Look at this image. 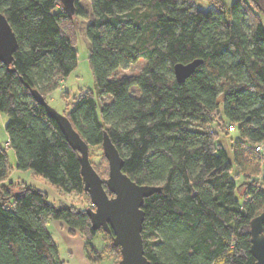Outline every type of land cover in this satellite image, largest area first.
Segmentation results:
<instances>
[{"label":"trees","instance_id":"16d2710c","mask_svg":"<svg viewBox=\"0 0 264 264\" xmlns=\"http://www.w3.org/2000/svg\"><path fill=\"white\" fill-rule=\"evenodd\" d=\"M89 1V64L101 105L88 91L65 116L89 153L107 132L123 172L162 187L143 205L145 256L151 264H255L251 221L264 211V149L257 150L264 146V0L230 7L209 0V10L195 0ZM80 2L69 11L62 0H0L18 41L12 67L0 61V113L18 170L88 195L79 152L31 94L46 100L77 68L74 19L88 18ZM141 60L140 74L116 76ZM196 60L203 64L178 83L174 66ZM230 126L239 138L227 149L219 139L234 132ZM12 169L0 144V264H66L48 228L53 221L79 231L90 262L99 263L91 244L99 231L86 210L55 207L45 192L7 182Z\"/></svg>","mask_w":264,"mask_h":264},{"label":"water","instance_id":"95a60500","mask_svg":"<svg viewBox=\"0 0 264 264\" xmlns=\"http://www.w3.org/2000/svg\"><path fill=\"white\" fill-rule=\"evenodd\" d=\"M71 11L73 0H62ZM18 47L15 32L7 18L0 13V61L7 67L13 65V55ZM203 64L196 60L189 64H176L174 75L183 84ZM35 101L46 107L48 116L55 120L62 134L75 151L79 152L84 189L90 197L93 208L86 210L92 230H102L112 238L115 248H120L118 264H151L145 256L142 237L146 198L162 191L161 186L139 185L123 172L124 160L107 132H104L102 148L109 164V175L105 181L97 173L89 158V146L75 130L70 120L48 105L44 96L32 89ZM251 254L255 264H264V211L251 221ZM94 264V263H93Z\"/></svg>","mask_w":264,"mask_h":264},{"label":"rangeland","instance_id":"374dc122","mask_svg":"<svg viewBox=\"0 0 264 264\" xmlns=\"http://www.w3.org/2000/svg\"><path fill=\"white\" fill-rule=\"evenodd\" d=\"M81 6L88 12V18L75 17V26L77 33V52H78V65L77 68L70 74L69 77L64 79L61 86L55 90L52 94L47 96L46 100L49 106L54 108L58 113L66 115L72 108L76 99L85 92H92L95 96L97 104L101 105V100L98 96V89L94 80V76L89 64L90 43L86 36V29L89 24V16L92 12L91 3L89 0H81ZM198 4L201 9H206L207 4L203 5V2L198 0ZM144 61H139L133 66L127 69H119L116 72L117 77L123 75H138L144 67ZM105 101L109 102V98H105ZM8 118L6 115L0 113V144L6 149L9 164L12 167V172L7 182H13L16 184H26L32 186L38 190L45 192L48 195V202L55 206H74L76 208L87 210L93 208V205L86 194H68L60 191L55 186L50 184L46 179L41 176L35 175L31 171H21L16 168L17 159L14 150L7 147L8 136L6 133V125ZM230 129V128H229ZM229 129L225 128L226 131ZM231 131V130H229ZM228 136L222 134L220 136V143H222L227 149H229L230 141L237 140L239 138L238 131L228 132ZM91 164L97 171V173L105 181L109 175V164L106 163L103 148L91 149L89 153ZM256 170V169H253ZM243 176L237 177V184L243 182ZM58 231H56L58 240L57 245L59 253L66 254L70 257V264H92L88 258L87 248L88 242L82 236L79 231H71L66 224L60 221L52 222ZM55 238V236H54ZM112 239L103 231L99 230L96 237L91 242L93 248L98 254L92 255L100 258L99 263L94 264H118L121 257L116 250L112 251L111 243Z\"/></svg>","mask_w":264,"mask_h":264},{"label":"crops","instance_id":"0c3cea01","mask_svg":"<svg viewBox=\"0 0 264 264\" xmlns=\"http://www.w3.org/2000/svg\"><path fill=\"white\" fill-rule=\"evenodd\" d=\"M200 1L203 2V5L207 4V8L206 9H203V10H209V9H212L213 8V6L209 3V0H200ZM219 1L222 4H224L225 6L230 7V6H232L234 4V2L236 0H219ZM195 2H196V5L201 9V7L198 4V0H195ZM263 24H264V22H263ZM48 228H49L50 232H52V231H55V232L58 231L57 228L55 227V225L53 223H50L49 226H48ZM54 239L57 242L58 239L57 238H54ZM60 257H61V259L63 261L66 262V264H70V257L69 256H67L66 254H63V253L60 252Z\"/></svg>","mask_w":264,"mask_h":264},{"label":"built area","instance_id":"2783aa9c","mask_svg":"<svg viewBox=\"0 0 264 264\" xmlns=\"http://www.w3.org/2000/svg\"><path fill=\"white\" fill-rule=\"evenodd\" d=\"M230 130H231V131H234V127H233V126H230ZM7 147H9L8 144H7ZM263 149H264V146H263V145H262V146H259V147L257 148V150H258L259 152H261Z\"/></svg>","mask_w":264,"mask_h":264},{"label":"bare ground","instance_id":"6f19581e","mask_svg":"<svg viewBox=\"0 0 264 264\" xmlns=\"http://www.w3.org/2000/svg\"><path fill=\"white\" fill-rule=\"evenodd\" d=\"M51 233L53 236H55V238H58L57 233L55 231H52Z\"/></svg>","mask_w":264,"mask_h":264},{"label":"flooded vegetation","instance_id":"af4514ba","mask_svg":"<svg viewBox=\"0 0 264 264\" xmlns=\"http://www.w3.org/2000/svg\"><path fill=\"white\" fill-rule=\"evenodd\" d=\"M102 231V230H101ZM108 235V234H107ZM110 238H111V236L110 235H108ZM112 239V238H111Z\"/></svg>","mask_w":264,"mask_h":264}]
</instances>
